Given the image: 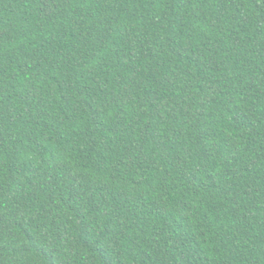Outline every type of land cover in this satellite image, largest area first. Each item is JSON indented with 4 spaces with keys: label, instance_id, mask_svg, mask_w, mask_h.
<instances>
[{
    "label": "trees",
    "instance_id": "obj_1",
    "mask_svg": "<svg viewBox=\"0 0 264 264\" xmlns=\"http://www.w3.org/2000/svg\"><path fill=\"white\" fill-rule=\"evenodd\" d=\"M0 264H264V0H0Z\"/></svg>",
    "mask_w": 264,
    "mask_h": 264
}]
</instances>
